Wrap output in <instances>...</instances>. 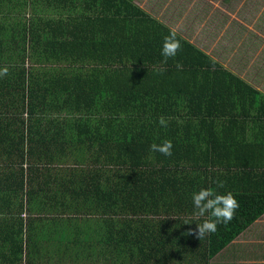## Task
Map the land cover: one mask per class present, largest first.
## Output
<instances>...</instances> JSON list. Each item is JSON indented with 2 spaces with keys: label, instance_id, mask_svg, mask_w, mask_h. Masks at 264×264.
I'll use <instances>...</instances> for the list:
<instances>
[{
  "label": "trees",
  "instance_id": "obj_1",
  "mask_svg": "<svg viewBox=\"0 0 264 264\" xmlns=\"http://www.w3.org/2000/svg\"><path fill=\"white\" fill-rule=\"evenodd\" d=\"M51 1L43 18L0 0V264H207L264 214V90L245 55L223 61L187 24L165 63L174 28L133 0ZM165 140L170 156L150 150ZM200 188L240 204L203 240L187 235L209 218Z\"/></svg>",
  "mask_w": 264,
  "mask_h": 264
},
{
  "label": "rangeland",
  "instance_id": "obj_2",
  "mask_svg": "<svg viewBox=\"0 0 264 264\" xmlns=\"http://www.w3.org/2000/svg\"><path fill=\"white\" fill-rule=\"evenodd\" d=\"M180 0H165L166 3H171ZM184 5L180 8V10L184 12L180 15L181 19L176 20L171 23L174 18H177L178 14L174 13L170 6L169 11H165V13L158 14L160 18H156L158 21H162L163 23H167L169 26H172L175 30H180L183 28H187V24H192L195 32L190 34L191 39L195 38H207L208 43H211L209 48L212 49L217 47V49H221V47H228V53L226 55L225 60L237 59L239 60V56L244 58V69L241 73L249 81H251L257 88L264 90V72H257L258 65H263L264 68V55L259 53L263 50L264 52V0H230L223 3V0H184ZM229 2H232L229 4ZM245 2V3H244ZM219 3H221L224 8L229 11V8L236 9L238 12L234 17L230 15L224 18L225 23L219 30H214V24L210 26L208 21L217 20L224 13H217L214 11L217 9ZM236 4V8H235ZM142 8V4H138ZM220 6V5H219ZM221 7V6H220ZM247 7V8H246ZM238 8V9H237ZM195 10L194 14L189 15L188 11ZM220 10V9H218ZM232 14L233 11L231 12ZM181 14V13H180ZM215 16V17H214ZM238 22L241 29H243L242 34L239 39L231 40L229 37L226 39H221L223 33L227 32L230 34L233 27L231 26V21ZM240 20V21H238ZM160 21V22H161ZM215 23V22H212ZM206 26H210L209 28ZM205 31V34L201 31L202 29ZM201 31V32H200ZM209 34L213 35L211 37H207ZM251 34V37L256 41L253 43L250 49L249 46L251 44V40H246L247 36ZM220 40V41H219ZM213 46V47H212ZM218 51V50H217Z\"/></svg>",
  "mask_w": 264,
  "mask_h": 264
},
{
  "label": "crops",
  "instance_id": "obj_3",
  "mask_svg": "<svg viewBox=\"0 0 264 264\" xmlns=\"http://www.w3.org/2000/svg\"><path fill=\"white\" fill-rule=\"evenodd\" d=\"M35 7L41 6L43 7V12L39 13L35 16H41L43 18H52L57 16L55 13V7L51 0H41L39 4L37 0ZM230 0H223L222 2L225 3ZM184 0H180L177 2L166 3L165 0H133V3L138 6V4H142V9L150 13L155 18H160L159 15L165 13V11H169L170 6L174 13H177V18H174L171 23L175 22L180 18V15L184 12L180 10V8L184 5ZM217 2V0H215ZM232 2H229L231 4ZM245 3V2H244ZM221 7H220V6ZM217 9L214 11L217 13H224L221 17L217 20H213L215 25L220 27V24L223 26L224 23L221 22L226 16L230 15L234 17L238 12L236 9L229 8L227 11L224 6L219 3ZM82 6V4H81ZM92 9L95 12L101 11L102 5L99 4H92ZM140 7V6H139ZM80 8V7H79ZM83 9H88L87 6H82ZM141 8V7H140ZM236 8V4H235ZM247 8V7H246ZM40 10L39 8H37ZM220 9V10H218ZM238 9V8H237ZM233 11L232 14L231 12ZM160 13V14H159ZM181 13V14H180ZM189 15L194 14L195 10L188 11ZM159 14V15H158ZM215 17V16H214ZM159 20V19H158ZM161 21V20H160ZM240 21V20H238ZM162 22V21H161ZM235 23V21H231V24ZM167 24V23H166ZM221 26V27H222ZM172 28V26H169ZM220 27V29H221ZM202 29V28H201ZM219 30V29H218ZM201 32V31H200ZM259 53L264 55L263 50ZM257 72L264 71L263 65H258ZM207 264H264V214H262L259 218H257L251 225H249L246 229H244L241 233H239L231 242H229L224 248H222L218 253H216L213 257H211Z\"/></svg>",
  "mask_w": 264,
  "mask_h": 264
},
{
  "label": "clouds",
  "instance_id": "obj_4",
  "mask_svg": "<svg viewBox=\"0 0 264 264\" xmlns=\"http://www.w3.org/2000/svg\"><path fill=\"white\" fill-rule=\"evenodd\" d=\"M181 42L177 39V31L170 29L168 35L163 38L161 55L167 62L168 58L175 57L181 50ZM177 68L182 66L178 63ZM160 71H163L161 69ZM8 74V68L0 69V77ZM158 123L162 127H167V121L164 117H160ZM150 150L159 152L165 156L172 154V142L165 140L161 144L153 143L150 145ZM217 187H223V181H217ZM192 205L196 210V215L199 217L208 216L202 223L196 224L194 229L189 228L187 235L194 236L198 240H203L210 234H215L218 231V226H227L235 218L237 209L240 207L235 195L231 192L218 193L211 188H200L192 193ZM184 224L190 223L186 220Z\"/></svg>",
  "mask_w": 264,
  "mask_h": 264
}]
</instances>
